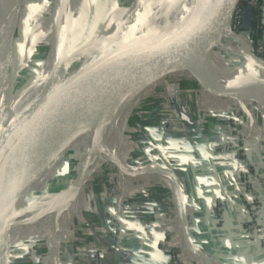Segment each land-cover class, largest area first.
<instances>
[{
    "label": "crops",
    "instance_id": "obj_1",
    "mask_svg": "<svg viewBox=\"0 0 264 264\" xmlns=\"http://www.w3.org/2000/svg\"><path fill=\"white\" fill-rule=\"evenodd\" d=\"M188 65L194 66L182 65L185 71L173 77L180 78L176 83H182L183 90L191 88L194 97L182 96L180 88L171 95L179 101L174 117L179 124L165 128L164 122L170 119L163 114L162 108H169L163 99L152 104L151 112L137 110V120L147 119V125L135 138L129 162L146 165L147 170L127 172L111 164L98 170L92 183L78 188L83 194L77 198L78 210L69 213L67 232L52 245L55 249L49 247L43 255L32 251L42 255L38 264H51L52 256L56 264H169L174 253L180 264H264V241L246 230L249 206L261 197L264 231V96L263 87L254 91L250 85L257 81L264 86V76L250 71L246 78L215 80L199 65ZM241 78L246 79L247 91L232 86ZM214 80L228 82L225 95L230 98L223 97L221 85ZM189 105L193 112L188 111ZM242 105L255 107L260 121L249 109L245 112L249 119H243ZM249 123L256 124L255 134L248 129ZM235 131L243 135V144L235 141L231 149L221 151ZM253 173L258 180L250 190L247 181ZM112 175L119 177L128 202L125 210L111 205L105 191L103 184ZM111 215L122 225L125 246L135 251L127 261L111 252L115 240L108 226ZM162 219L171 224L161 226ZM20 242L15 246L24 245ZM14 251L10 247L11 255Z\"/></svg>",
    "mask_w": 264,
    "mask_h": 264
},
{
    "label": "rangeland",
    "instance_id": "obj_2",
    "mask_svg": "<svg viewBox=\"0 0 264 264\" xmlns=\"http://www.w3.org/2000/svg\"><path fill=\"white\" fill-rule=\"evenodd\" d=\"M18 1L19 16L16 29L18 35L15 41L14 56L11 60V63L17 69L15 79L16 90L13 95H11H17L14 102H18L19 100L25 101V99L28 100V96L32 92L31 87H33L34 81L43 75V73L49 68L53 56V47L56 42V33H54V31L57 20V16L54 13V5L57 0ZM153 1L154 0H151L145 3V6L142 0H70L67 2V7H65L67 8L68 24L65 25L67 38L69 39L68 50L70 54L67 70L70 71L75 69L90 60L92 57L91 54L95 51L97 42L107 38L111 34L113 27L121 21L125 24L129 20L136 19V26L143 25V23L149 21L150 18L154 16V12L151 10V8H154ZM243 15H245V13H243ZM234 18L235 17H233L230 27L235 34H231L229 30L223 32L213 50L217 51L231 43L233 49L230 52V57L236 59V63L237 60L238 62H243L247 59L261 63L262 59L253 57V48H255V44L253 40L244 36V31H246V29H242L241 27L240 29L234 28ZM242 19H244V16ZM3 30L4 25L1 23L0 34ZM30 31H34L33 35ZM209 33L213 34L212 28ZM231 35L233 38L229 37ZM239 36L248 42V44L240 42L238 39ZM63 40L62 35L60 41L63 42ZM242 43L244 45H242ZM173 65H181V67L182 65L194 66L177 62L168 66L167 69ZM179 73L167 77L166 80L163 79L164 81L162 80L158 84L159 86H153L154 89L152 92L150 91V93L147 94L144 93L139 96L135 102L124 104L120 110V116L117 122L118 125L113 121H109L105 127L101 129V124L95 123L88 130L78 132L73 137L74 139L72 138L74 140L72 143H70V141H72L70 140L58 148L56 151L59 152L52 158H48V162L44 163L37 169V171H35L29 179H33L31 180L32 182L37 181L35 183L36 185H34L32 189H23L16 200L17 203L15 202L16 204L11 214L9 227L11 239L10 247H14L15 249V257H12L10 253L11 264H18V261L21 259H24L25 261L26 259L31 260V263L29 262L25 264H38V258L41 257L43 253L45 254L49 250V247L52 250L55 249V246L52 245H57L63 235L67 232L66 229L68 228L69 213H71L72 210H78L77 198L79 195V198L81 199L83 194L81 193V190L79 194V192H77L78 190L74 191L72 188L81 177V174L87 172L89 175L88 178L78 187L80 189H82L85 184L92 183L97 171L101 170L108 164L113 165L117 169H122V166H126L130 168V170L134 169L138 171V173L147 170L146 165H130L129 162L131 152H133L131 147L137 145L135 138L138 135L139 130L145 131L147 125V119L144 120L145 122L138 121L136 113L138 109L143 110V112H151L150 107H153L152 104L156 100L163 99L161 101L169 106L166 110L162 108L164 110L163 114L169 116L170 119L169 122H164L165 128L170 130L172 129V126L179 124L180 122L174 118L175 114H178L177 109L179 107V101L177 97L175 98L171 95H174L177 88H180L182 96L184 95L189 100L194 99L193 90H191V88L183 90V84L176 83L180 78H173L174 76L179 75ZM149 75L150 74L147 76L149 77ZM219 77L230 78L226 75H221ZM239 77L246 78L242 72ZM245 80L243 78L238 79L235 84L236 86H232L240 88L241 90L246 89ZM220 91H222V95L224 94L223 97L230 98V95H225V88H221ZM5 98L7 100L10 96L7 94ZM14 105H12V107ZM187 109L191 112V105H189ZM241 109L240 111L244 114L243 119L246 120L249 117L246 114L248 113L247 109H249L251 114H253V117H256L257 120L260 121L259 113L255 107L250 108L247 106L246 108L242 105ZM243 114L241 113L239 116L242 117ZM173 118L175 123L172 121ZM246 122L247 121H245V123ZM248 129L254 134L257 132L256 124L254 123H249ZM237 132L238 131H235L233 134H236ZM228 142H230V140ZM66 144V149L61 151ZM241 144H243V142H241ZM122 145L126 146L124 151L121 150L123 149ZM224 145L226 147V143ZM106 146L112 152L116 153L118 163H114L108 154L100 148ZM223 146L221 147V151L229 150L223 148ZM233 146H231V148ZM120 150L122 151L121 156H119V153H121ZM47 163L48 167L46 166ZM49 163H52V166L55 165V168L52 177L47 180V178L41 176L42 174L47 173L51 168ZM253 176L254 177H251V179L254 180L253 184H255L258 180V175L253 173ZM118 180L119 177L117 175H112V177L110 176V178L106 182L104 181L105 183L103 184L105 191L110 198V203L115 206V208L116 206L118 207L117 197L115 193H112V189H119L120 191H117L116 193H120L122 197L124 196L121 191V184L118 185ZM252 187L253 185L250 190H252ZM73 201L75 202L74 205L72 204ZM112 218H114V215H111L108 222ZM164 220L165 219H162L161 223ZM165 223L166 221H164V224ZM168 224L170 225L171 221H169ZM161 226L163 225L161 224ZM20 241H24V245L21 247L15 246L18 242L21 243ZM32 251H39L42 255H34L32 254Z\"/></svg>",
    "mask_w": 264,
    "mask_h": 264
},
{
    "label": "bare ground",
    "instance_id": "obj_3",
    "mask_svg": "<svg viewBox=\"0 0 264 264\" xmlns=\"http://www.w3.org/2000/svg\"><path fill=\"white\" fill-rule=\"evenodd\" d=\"M69 1L70 0H57V2H55L54 13L57 16L59 28L58 31L56 30V42L52 61L43 75L34 81V85L31 87L32 92L29 94L28 100H19L17 102V106L23 105L25 102H29L34 94L38 96L37 103L28 104L21 110L18 117V123L51 95L54 86L53 84L57 79L58 69L63 66L64 68H67L69 65V39L67 38L65 25L68 24L66 7L68 4L67 2ZM149 1L151 0H142L144 6L145 3ZM206 1L207 0H154V8H151L154 12V16L150 18L149 21L143 23V25L141 24L137 26L136 19L129 20L125 24L121 21L113 27L111 34L107 38L97 42L94 53H90L92 55L91 59L97 56L103 49L111 46L120 39H124L125 44L130 45L136 41L147 39L161 30L173 29L175 35H178L197 19V16L203 10ZM6 13L10 15V22L7 31L9 34L16 28L19 16V6L14 0L10 4ZM62 35L64 39L63 42H61L62 40L58 41ZM229 37L233 38L232 35ZM238 39L240 42H244L240 36ZM211 46V40L205 33H203L199 37L182 46L180 49L166 56L123 63L95 88L93 93L80 108L72 111L69 115L59 119L55 123H48L46 126L42 125V128L36 130L30 135L26 146V152L20 166L19 175L20 180L26 186L25 188L32 189L34 185H36L35 183L37 181L32 182L31 180L33 179L29 178L47 161L48 158H52L59 152L56 151L58 148L70 140H72L70 142L72 143L74 141L73 137L78 132L88 130L95 123H100L101 129H103L109 121H113L117 124L122 106L126 103L131 104L135 102L138 97L144 93L147 94L150 93V91L152 92L154 89L153 86L158 85L164 79L165 69L173 63L184 62L188 64H197L203 68L204 71L215 77V80L220 78L219 76L221 75H226L230 78H239L241 72L242 74H248L250 71H254V73H259L260 76H264L263 63L255 62L251 59H247L243 62H238L237 60L236 63V59L230 57V52L233 49L231 45H225V47H222L217 51L211 50ZM5 64L6 60L0 56V93L4 83L3 76ZM243 66H247L249 69L240 70V67ZM148 74H150L149 77L147 76ZM215 80L213 83L218 85V87L219 85H221V88L226 87L224 82H215ZM232 84H236V82L232 81ZM250 85L254 91L256 87L260 89L263 87L260 91L263 92L264 96V86L262 84L259 86L257 81L256 83L252 81ZM238 93L241 94L242 92L239 90ZM238 97L241 98L239 95ZM261 109L264 114V98L261 102ZM6 126L7 121L3 118V115L0 112L1 143H3V137L1 135L6 130ZM66 147L67 144L61 151L65 150ZM100 148L108 154L114 163H118V157L115 152H112L107 146ZM50 167L49 171L47 170L48 172L42 174L41 177L44 176L47 179L52 177L55 165L52 166L51 163ZM122 169L130 171L126 166H122ZM88 175L87 172L81 174V177L77 180L72 189L74 191L78 190V187L88 178Z\"/></svg>",
    "mask_w": 264,
    "mask_h": 264
},
{
    "label": "water",
    "instance_id": "obj_4",
    "mask_svg": "<svg viewBox=\"0 0 264 264\" xmlns=\"http://www.w3.org/2000/svg\"><path fill=\"white\" fill-rule=\"evenodd\" d=\"M12 1L0 0V24L4 25V30L0 34V56L6 60L4 83L0 93V112L7 121L6 130L1 135L3 143L0 142V264H11L10 219L16 200L26 187L19 175L30 135L42 128V125L55 123L80 108L95 88L123 63L166 56L203 33L211 40L210 49L213 50L221 34L230 29L241 2L207 0L197 19L178 35H175L173 29L161 30L147 39L130 45L125 44L124 39H120L75 69L68 71V67H60L51 95L18 123L21 110L28 104L37 103L38 96L34 94L29 102L19 106L14 102L17 95L11 96L16 90L17 69L11 60L18 35L17 26L11 33H7L10 15L6 11ZM14 1L19 6V1ZM58 28L59 22L56 20L54 33ZM211 28L213 34L209 33ZM248 69L247 66L240 67V70ZM182 71L185 70L180 65H173L164 72V80ZM7 94L10 98L6 100Z\"/></svg>",
    "mask_w": 264,
    "mask_h": 264
},
{
    "label": "built area",
    "instance_id": "obj_5",
    "mask_svg": "<svg viewBox=\"0 0 264 264\" xmlns=\"http://www.w3.org/2000/svg\"><path fill=\"white\" fill-rule=\"evenodd\" d=\"M248 2L249 5H252L254 7H260L259 3L257 0H246ZM243 10L238 8L236 14H235V29H240V26L242 24V18H243ZM242 13V15H241ZM240 14V16H239ZM249 30V29H248ZM231 34H235V32L231 29H229ZM246 42V41H245ZM246 44H248V42H246ZM242 45H244L242 43ZM255 48H253V57L255 58H259L262 59V63L264 64V35H260L256 38V42L254 45ZM235 141H239L244 142L245 139L243 137V135L240 132H237L236 134H233L230 142L226 143V147L225 145L223 146V148L225 149H230L231 146H233V143ZM233 142V143H232ZM130 169V168H129ZM138 172L134 169H131L130 171L127 172ZM119 181V180H118ZM254 180H252L251 178L248 179L247 181V187L251 188V186L253 185ZM120 185V181L118 182ZM117 191H120L119 189H112V193L116 194L117 197V204H118V208L119 210H125L126 207H128V203L126 201V199L124 198V196L122 197V195L120 193H116ZM261 197H257L255 199V203H251L249 206V210H248V215H247V221H246V230L251 234L254 235L255 237L261 239L262 241H264V231L262 229V219L263 216L261 214L260 211V203H261ZM165 221V220H164ZM164 221L161 223L163 225V227H166L168 225V221H166V223L164 224ZM108 226L111 229L113 236H114V244L111 247V252L114 254L119 255L123 260L127 261L129 259H131L132 257H134L135 251L127 248L124 244L123 241V235H122V225L120 223V221L118 219H116V217L110 219V221L108 222ZM52 263L51 264H56V262L53 259L52 256ZM181 259L179 257V255L176 253H174L171 257V261L169 264H180ZM99 264H109L105 261H100Z\"/></svg>",
    "mask_w": 264,
    "mask_h": 264
},
{
    "label": "trees",
    "instance_id": "obj_6",
    "mask_svg": "<svg viewBox=\"0 0 264 264\" xmlns=\"http://www.w3.org/2000/svg\"><path fill=\"white\" fill-rule=\"evenodd\" d=\"M260 7H254L249 5L246 0H241L239 8L243 10L245 15L248 17H244L242 20L241 28L246 29L244 31V36L253 40L254 44L256 42V38L260 35H264V0H257ZM247 20H249V26L247 25ZM249 29V30H248ZM31 32V31H30ZM34 32V31H33ZM33 32L31 34L33 35ZM21 252V251H20ZM19 253V252H17ZM15 253L12 254V257H15ZM26 259V258H25ZM24 260H19L20 262Z\"/></svg>",
    "mask_w": 264,
    "mask_h": 264
}]
</instances>
